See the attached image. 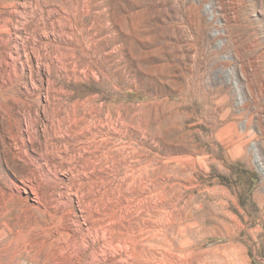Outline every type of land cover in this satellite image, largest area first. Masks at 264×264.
Masks as SVG:
<instances>
[{
	"label": "rangeland",
	"instance_id": "1",
	"mask_svg": "<svg viewBox=\"0 0 264 264\" xmlns=\"http://www.w3.org/2000/svg\"><path fill=\"white\" fill-rule=\"evenodd\" d=\"M71 230L97 264H264V0H0V264Z\"/></svg>",
	"mask_w": 264,
	"mask_h": 264
},
{
	"label": "bare ground",
	"instance_id": "2",
	"mask_svg": "<svg viewBox=\"0 0 264 264\" xmlns=\"http://www.w3.org/2000/svg\"><path fill=\"white\" fill-rule=\"evenodd\" d=\"M125 149V148H124ZM125 152V151H124ZM125 161V160H124ZM145 189V188H144ZM135 191V190H134ZM140 192V191H139ZM144 196V195H143ZM131 197V196H130ZM129 200V199H128ZM136 201V200H135ZM135 205V204H134ZM139 206V205H138ZM130 208V207H129ZM97 209V208H96ZM108 214V213H107ZM125 214H126V212H125ZM154 219V218H153ZM112 220V219H111ZM144 220V219H143ZM115 221V220H114ZM113 221V222H114ZM99 222V221H98ZM102 222V221H101ZM100 222V223H101ZM112 222V223H113ZM104 223V222H103ZM102 223V224H103ZM106 223V222H105ZM153 223V222H152ZM108 224H110V223H108ZM107 224V225H108ZM146 224V223H145ZM143 225V226H146V225ZM98 225V224H97ZM106 225V226H107ZM99 226H100V224H99ZM103 226V225H102ZM113 226V225H112ZM119 226V225H118ZM104 227V226H103ZM142 227V226H141ZM133 228V227H132ZM100 229V228H99ZM101 229H103V228H101ZM149 227H142V228H140V230H139V232L137 233V231L135 232V231H129L130 232V234H129V237L127 238V239H124V241L122 242V241H120V240H118V243H122V244H124V246H126L127 247V250L129 251V249L130 248H132V250H134L135 251V248H137V247H135V246H139V245H136V244H139V243H143L144 241H146L147 240V238L148 239H151L152 240V237H153V231H151V229H149ZM96 230V229H95ZM130 230V229H129ZM154 230V229H153ZM66 231V230H65ZM72 231V230H71ZM80 231V230H79ZM83 231V230H82ZM94 231V230H93ZM99 231V230H98ZM101 231V230H100ZM73 232V231H72ZM71 232V233H72ZM123 232H125V231H123ZM69 231H67L66 232V236H68V237H72V234H71ZM103 235H104V237L103 238H105V237H108V242L109 243H112V242H114V240H113V234H112V228L110 227V226H107L106 228H104L103 229ZM102 233H100V234H102ZM73 234L75 235V237L76 238H78L79 237V235L77 234V233H75V232H73ZM82 235V234H81ZM123 235V234H122ZM78 236V237H77ZM99 236H102V235H99ZM144 236H146V237H144ZM157 237V236H156ZM100 238H102V237H100ZM85 239L86 238H82V237H80V238H78V240L77 239H75L76 240V242H74V244H72L70 247H66V248H64L63 249V247H59V251H58V254L60 255V258H59V260H58V263L57 264H74L73 263V261H72V259L73 258H77L80 262L82 261V258H81V256H86V259H87V261H86V263L85 264H97L96 262H95V258H96V248H95V244H94V242L92 243H90V249H91V253L88 251V250H90V249H86L85 248ZM155 239V238H154ZM156 239H158V238H156ZM69 240V242H70V239H68ZM67 240V241H68ZM74 240V241H75ZM65 241V240H64ZM106 241V240H105ZM148 242V241H147ZM61 243V242H60ZM86 243H88V241L86 242ZM152 243H154L153 241H152ZM70 244V243H69ZM145 244V243H144ZM150 244V243H149ZM158 244V243H157ZM107 245V244H106ZM146 245H148L147 243H146ZM66 246H68V244L66 245ZM110 246V245H109ZM145 246V245H144ZM154 246H156V244L154 245ZM111 247V246H110ZM156 247H158V246H156ZM150 248H153V245H152V247H150ZM149 248V249H150ZM138 249V248H137ZM131 250V251H132ZM156 250H157V248H156ZM97 251H98V249H97ZM100 251V250H99ZM102 251V250H101ZM133 251V252H134ZM151 251V250H150ZM65 252L67 253L68 252V256L67 257H64L65 256ZM127 252V251H126ZM133 252H131L130 253V255L128 254L129 252H127V256H125V258H126V260H128L129 262H130V264H133ZM81 255V256H80ZM106 257V256H105ZM106 260L104 259V261L103 262H105ZM153 262V261H152ZM152 262H150V261H147L146 262V264H153ZM123 263L124 264H129V263H125V261L123 260ZM155 264V263H154Z\"/></svg>",
	"mask_w": 264,
	"mask_h": 264
}]
</instances>
